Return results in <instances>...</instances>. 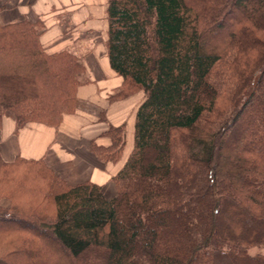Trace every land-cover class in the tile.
I'll return each instance as SVG.
<instances>
[{
  "label": "trees",
  "instance_id": "obj_1",
  "mask_svg": "<svg viewBox=\"0 0 264 264\" xmlns=\"http://www.w3.org/2000/svg\"><path fill=\"white\" fill-rule=\"evenodd\" d=\"M105 17L110 100L143 92L115 194L0 159V264H264V0H106ZM44 27L0 22V118L16 127L57 125L88 82ZM99 139L117 162L123 128Z\"/></svg>",
  "mask_w": 264,
  "mask_h": 264
},
{
  "label": "crops",
  "instance_id": "obj_2",
  "mask_svg": "<svg viewBox=\"0 0 264 264\" xmlns=\"http://www.w3.org/2000/svg\"><path fill=\"white\" fill-rule=\"evenodd\" d=\"M106 0H0V22L41 19L39 40L45 51L69 50L86 69L88 82L79 85L74 106L62 113L57 125L30 122L16 127L9 116L0 118V159H38L70 183L88 180L100 186L105 198L115 194L112 176L123 165L133 142L135 112L142 95L110 100L121 77L109 67L105 48ZM110 126H121L125 145L120 159L104 162L89 148ZM0 199V205L8 202Z\"/></svg>",
  "mask_w": 264,
  "mask_h": 264
},
{
  "label": "rangeland",
  "instance_id": "obj_3",
  "mask_svg": "<svg viewBox=\"0 0 264 264\" xmlns=\"http://www.w3.org/2000/svg\"><path fill=\"white\" fill-rule=\"evenodd\" d=\"M142 91L140 90V91H137V92H134L133 94H137L136 96H141L142 95V93H141ZM2 198H4L5 199V201L4 202H8V199L7 198H5V197H2ZM2 198H0V199H2ZM262 250L261 249H258V248H255V247H253V248H250L249 249V252L251 253V254H254V253H256V252H261Z\"/></svg>",
  "mask_w": 264,
  "mask_h": 264
},
{
  "label": "bare ground",
  "instance_id": "obj_4",
  "mask_svg": "<svg viewBox=\"0 0 264 264\" xmlns=\"http://www.w3.org/2000/svg\"><path fill=\"white\" fill-rule=\"evenodd\" d=\"M6 162V161H5Z\"/></svg>",
  "mask_w": 264,
  "mask_h": 264
}]
</instances>
